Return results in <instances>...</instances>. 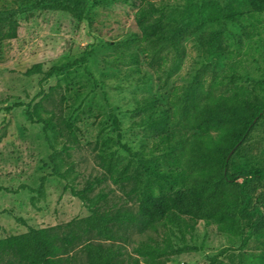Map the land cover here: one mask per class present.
Segmentation results:
<instances>
[{
    "label": "rangeland",
    "instance_id": "1",
    "mask_svg": "<svg viewBox=\"0 0 264 264\" xmlns=\"http://www.w3.org/2000/svg\"><path fill=\"white\" fill-rule=\"evenodd\" d=\"M33 0H0V8L29 5ZM167 20L187 21V26L153 37H143L135 52L137 58L114 62L115 48L139 31L134 15L136 6L126 0H92L86 18L74 19L62 10H36L30 18L20 15L18 36L0 45V237L24 232L29 226L46 227L66 223L89 214L83 201L72 194L67 181L78 188L85 181L104 173L101 155L113 168L128 166L138 185L144 186L149 175L144 164L169 167L168 150L153 145L155 134L146 126H138L145 112L137 108L143 95H153L166 102L172 87L193 79L196 71L203 80L214 83L227 79L233 71L240 73L247 84L262 93L264 87V12L252 11L248 0H155ZM235 16L236 18H229ZM255 27L250 35L243 32ZM250 27V26H249ZM89 50L86 64L43 80L42 73L25 71L36 62L45 68L73 60ZM23 102V105L15 103ZM42 103L54 112V119L66 118L76 127L78 141L68 152L64 142L71 143L64 131L51 132V137L70 172L68 180L49 175L45 197L29 190L15 191L20 184H40V177L52 171V149L46 140L43 124L32 122L25 112L27 103ZM9 106L13 108L8 109ZM118 117L120 131L113 125ZM124 144L130 147L129 152ZM264 166V123L259 122L249 141L233 157L232 171ZM115 183L106 180L101 187L110 190L108 205H136L125 190L130 180ZM156 185V182H152ZM264 189L259 184L257 194ZM34 196V200L32 197ZM22 217L26 223L18 221ZM246 230H222L216 221L197 224L194 239L201 246L171 255L165 264H210L208 256L220 254L230 264H242L239 253L263 254L264 245L252 241L245 248ZM150 235L159 238L157 232ZM147 234L131 232L132 250L138 239ZM78 247L76 254L81 259ZM232 258V259H231ZM264 260L260 262L263 264Z\"/></svg>",
    "mask_w": 264,
    "mask_h": 264
},
{
    "label": "trees",
    "instance_id": "2",
    "mask_svg": "<svg viewBox=\"0 0 264 264\" xmlns=\"http://www.w3.org/2000/svg\"><path fill=\"white\" fill-rule=\"evenodd\" d=\"M90 1L33 0L25 6L0 8V45L5 39L18 36L22 14L30 18L36 10H62L82 21ZM126 1L136 6L134 18L139 31L123 41L110 43L116 50L113 56L116 64L125 58L135 61V49L143 37L187 26L185 19L173 22L163 13L158 14L160 9L155 0ZM248 2L253 12H264V0ZM248 25L243 27V32L251 36L249 28L255 27L253 18H249ZM89 54L85 50L73 60L48 68L36 62L25 74L42 73L43 80H48L86 64ZM246 81L233 71L227 79L208 83L198 70L192 80L174 85L166 102H160L153 95H143L136 107L145 114L134 123L146 126L155 134L156 148L168 150L169 167L145 163L144 170L151 183L148 181L139 187L137 178L127 172V165L113 168L101 155L104 173L88 178L82 188L69 181L65 185L83 201L89 214L61 224L29 226L24 232L0 237V264H165L171 255L201 250V246L189 242L194 239L200 220H214L220 229L229 232L244 228L243 248L252 241L264 245V189L256 195L260 182L264 181V166L232 171L233 157L249 141L257 124L264 123V87L261 93ZM23 104L18 102L13 106ZM25 112L29 120L43 124L52 149V171L40 177L38 186L22 183L15 191L25 189L45 197L49 175L68 180L70 174L63 167L51 132L66 131L70 135L71 143L64 142L60 150L68 152L78 141V127L64 117L54 119V112L39 102L27 103ZM113 125L120 131L114 114ZM124 147L132 152L127 145ZM108 179L121 183L123 188L124 181L133 182L125 193L136 205L109 206L110 190L101 187ZM16 219L26 223L22 217ZM133 231L147 237L138 239L129 251L126 245L132 242ZM150 231L160 237L150 235ZM78 247L81 259L76 254ZM238 256L242 264H260L264 260L260 253L250 257L239 253ZM208 260L210 264H230L220 254L208 256Z\"/></svg>",
    "mask_w": 264,
    "mask_h": 264
}]
</instances>
